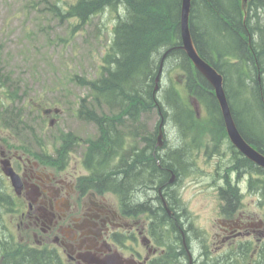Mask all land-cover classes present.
Instances as JSON below:
<instances>
[{
  "label": "trees",
  "instance_id": "16d2710c",
  "mask_svg": "<svg viewBox=\"0 0 264 264\" xmlns=\"http://www.w3.org/2000/svg\"><path fill=\"white\" fill-rule=\"evenodd\" d=\"M240 1L192 0L190 34L201 57L224 78V89L239 133L264 154V22L259 17L260 11L264 10V0H249L245 21ZM57 2L51 3L49 10L62 21H76L72 32L83 28L97 16L108 14L114 18L112 39L102 56L99 75L89 80L75 78L89 89V96L78 104V116L93 121L99 127V181L118 171L116 167L104 174L102 167L106 168L107 163L121 157L123 168L119 170L128 171L130 175L120 188L127 190L126 193L132 194L131 197L137 201L146 196L140 189L143 183H146L145 187L154 188L157 182L168 178V168L183 167L188 161L190 149L181 146L177 152L169 151L157 162L160 153L155 148V132L146 131L140 120L141 114L152 110H159L168 124L177 127L180 139H201L200 135L206 133L203 131L206 124L213 128L208 130L213 135L212 140H227L211 87L180 48L181 0H73L65 6ZM202 21L206 26L200 24ZM166 50L170 52L164 61L170 63L174 60L180 72V88L169 79V87L159 99L157 94L161 90L154 93V79ZM189 98L205 110L206 118L197 117ZM105 108L112 116L104 114ZM124 117L126 119H122ZM124 124L128 125L133 141L145 142V149L134 152L127 161L123 159L127 155L120 156L119 152L124 147V136L118 126ZM61 140L59 131L53 137L57 157ZM88 142L92 149L96 141L89 139ZM244 163L245 169L264 174L247 159ZM122 180L119 177L114 179L116 184L111 188L118 190V183ZM260 190H264L263 184ZM233 193L229 192L226 197L228 206L235 198ZM152 194L153 202L157 203L156 193L153 191ZM27 261L24 264H32Z\"/></svg>",
  "mask_w": 264,
  "mask_h": 264
},
{
  "label": "flooded vegetation",
  "instance_id": "af4514ba",
  "mask_svg": "<svg viewBox=\"0 0 264 264\" xmlns=\"http://www.w3.org/2000/svg\"><path fill=\"white\" fill-rule=\"evenodd\" d=\"M42 111L51 117V109ZM62 133L55 159L43 154L46 148H27L10 133L0 137V264L28 259L32 264H264V220L239 208L240 180L231 186L224 176L215 197L219 217L203 234L182 222L187 215L177 184H168L173 171L167 169L159 187L140 188L146 196L136 201L120 188L130 172L97 179L99 137L90 149L72 130ZM240 167L237 161L235 168ZM9 169L17 176L14 185L4 175ZM118 177L123 180L113 190ZM231 191L235 198L228 206ZM211 234L215 242L208 245Z\"/></svg>",
  "mask_w": 264,
  "mask_h": 264
},
{
  "label": "rangeland",
  "instance_id": "374dc122",
  "mask_svg": "<svg viewBox=\"0 0 264 264\" xmlns=\"http://www.w3.org/2000/svg\"><path fill=\"white\" fill-rule=\"evenodd\" d=\"M54 1L58 0H0V68L2 67L3 75L10 73L13 84L18 87L22 97L21 103L26 101L27 106L23 109L24 121L28 127H32L33 132L34 127L36 130L40 128V134L45 135L43 139L52 141L60 129L66 128L79 137L90 138L93 136L94 126L77 116L78 102L89 96V89L80 85L75 78L77 76L89 80L99 75L102 56L112 39L114 18H110L108 14L97 16L83 28L72 32L77 22L62 21L52 13L49 6ZM70 1L73 0H59L57 3L65 6ZM259 17L264 22V13L260 12ZM200 24L206 26L203 21ZM168 76L176 87L180 86V72L174 60L163 67L159 82L161 92L157 94L159 99L169 87ZM40 108H57L63 112L52 115L56 120L49 127L48 121H41L42 118L33 111ZM103 112L108 117L112 116L108 108ZM201 117L206 118L203 108L199 111V118ZM158 120L156 110L143 113L141 118L149 132L154 131ZM204 126L203 131L206 133L200 135L201 139H195L189 155V169L192 170H181L179 175L182 176L175 186H181L179 200L183 209H186L192 228L203 234L211 222L219 217L214 186L219 179L213 176L214 172L228 165L230 161V153L225 151L226 146L217 143L222 139L212 141L213 135L208 130L213 128L206 124ZM22 131L15 140L22 142L27 134L31 136L29 130ZM178 133L176 126L166 127L165 137L170 143L165 146L166 149L176 151L174 149L180 143ZM6 134H0V137H5ZM130 140L131 137L126 143ZM239 180L242 182L240 187L243 191L239 208L247 216L254 215L256 219L263 221L264 202L260 206L256 200L260 194L256 190L250 192L245 189L246 178L240 176ZM219 184L220 182L217 186ZM210 237L208 245L215 242L212 234Z\"/></svg>",
  "mask_w": 264,
  "mask_h": 264
},
{
  "label": "water",
  "instance_id": "95a60500",
  "mask_svg": "<svg viewBox=\"0 0 264 264\" xmlns=\"http://www.w3.org/2000/svg\"><path fill=\"white\" fill-rule=\"evenodd\" d=\"M248 0H241L242 10L245 11V6ZM191 0H181L180 8V29H181V49L185 52L187 57L190 59L196 70L203 76L208 84L213 89L214 95L218 101L221 116L223 119L224 127L227 136L232 145L247 159L252 161L254 164L264 169V155L254 150L240 135L238 132L235 122L232 118L225 92L223 90V77L219 74L211 65L205 62L197 53L195 46L192 42L189 32V14H190ZM158 75L156 77V82ZM162 132L161 125L159 127L158 134V146L162 145Z\"/></svg>",
  "mask_w": 264,
  "mask_h": 264
},
{
  "label": "bare ground",
  "instance_id": "6f19581e",
  "mask_svg": "<svg viewBox=\"0 0 264 264\" xmlns=\"http://www.w3.org/2000/svg\"><path fill=\"white\" fill-rule=\"evenodd\" d=\"M247 22V21H246ZM156 94V93H155ZM161 106V105H160ZM168 150V149H167ZM174 150H176V149H174ZM168 151H170V150H168ZM151 154V153H150ZM154 203V202H153ZM153 205V204H152Z\"/></svg>",
  "mask_w": 264,
  "mask_h": 264
}]
</instances>
